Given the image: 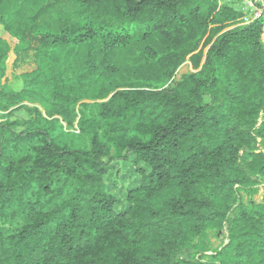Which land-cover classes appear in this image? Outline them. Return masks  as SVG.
Wrapping results in <instances>:
<instances>
[{
    "label": "trees",
    "instance_id": "16d2710c",
    "mask_svg": "<svg viewBox=\"0 0 264 264\" xmlns=\"http://www.w3.org/2000/svg\"><path fill=\"white\" fill-rule=\"evenodd\" d=\"M60 1L0 0V112L28 117L0 125V264H264V18ZM76 123L89 148L55 135ZM114 162L141 177L122 212Z\"/></svg>",
    "mask_w": 264,
    "mask_h": 264
},
{
    "label": "rangeland",
    "instance_id": "374dc122",
    "mask_svg": "<svg viewBox=\"0 0 264 264\" xmlns=\"http://www.w3.org/2000/svg\"><path fill=\"white\" fill-rule=\"evenodd\" d=\"M221 3H227L233 6L238 11L245 13L244 18L240 21V25H246L255 19L256 13L264 7V0H219ZM68 8V3L66 0H61L55 4V15H62ZM4 37L12 45L13 40L9 37ZM264 40V38H263ZM34 52L29 54H24L21 56L19 65L23 66L30 63L33 59ZM13 61V57L10 60V64ZM193 72L192 65L188 62L184 64L177 72L175 81L181 80L184 75ZM23 105L29 108L39 107V105L32 101H26ZM28 119L27 114L23 110L15 111L13 114L9 115L8 112H0V123L3 122H18L21 126H18V131L23 130V123ZM0 124V125H1ZM55 135L61 144L68 146L70 148H80L86 149L90 146V138L86 135H82L77 126V123L73 128H68L65 124H62V128L56 127ZM106 183L108 185V190L118 199V210L124 211L127 209L126 205V192L129 189H134L140 186L141 177L135 172L133 165L130 162H114L108 168V174L105 177ZM264 195V189L260 190V194L257 199L260 200ZM220 241H217L218 244Z\"/></svg>",
    "mask_w": 264,
    "mask_h": 264
},
{
    "label": "built area",
    "instance_id": "2783aa9c",
    "mask_svg": "<svg viewBox=\"0 0 264 264\" xmlns=\"http://www.w3.org/2000/svg\"><path fill=\"white\" fill-rule=\"evenodd\" d=\"M264 18V7L263 8H261V10L259 11V12H257L256 13V17H255V19L254 20H256V19H259V18ZM254 20H252V21H254ZM251 21V22H252ZM251 22H249V23H251ZM249 23H247V24H249ZM1 124V123H0Z\"/></svg>",
    "mask_w": 264,
    "mask_h": 264
}]
</instances>
